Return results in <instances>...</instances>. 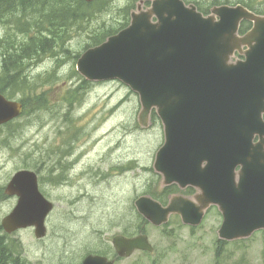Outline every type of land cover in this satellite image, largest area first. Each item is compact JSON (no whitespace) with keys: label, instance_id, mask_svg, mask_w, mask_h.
<instances>
[{"label":"water","instance_id":"1","mask_svg":"<svg viewBox=\"0 0 264 264\" xmlns=\"http://www.w3.org/2000/svg\"><path fill=\"white\" fill-rule=\"evenodd\" d=\"M143 1L151 2L146 11ZM143 1L128 27L76 62L87 81L118 80L138 95L140 127H148L151 112L156 113L165 142L153 168L162 186L197 191L190 198L173 196L165 207L144 195L134 202L136 211L155 227L170 215L196 227L214 205L223 217L221 240L264 230V17L240 5L214 7L204 17L182 0ZM242 21L252 27L239 36ZM235 53L244 59L232 62ZM21 112L20 103L0 95V125ZM4 193L17 197L1 220L4 232L33 228L35 238L42 239L52 205L39 192L36 175L16 172ZM112 246L119 258L152 251L145 235L114 236ZM81 264L113 261L88 255Z\"/></svg>","mask_w":264,"mask_h":264},{"label":"rangeland","instance_id":"2","mask_svg":"<svg viewBox=\"0 0 264 264\" xmlns=\"http://www.w3.org/2000/svg\"><path fill=\"white\" fill-rule=\"evenodd\" d=\"M191 1L205 2L204 9L213 3ZM135 2H94L93 8L106 7L102 13L93 9L91 20L70 31L64 45L69 53L56 49L26 68L33 94L44 93L50 109L23 116L0 134V194L13 174L38 163L40 192L54 208L46 219L43 240H36L31 228L17 231L11 239L20 242L23 257L32 264H79L88 253L112 256L113 236H126V231L132 236L142 231L153 252L137 251L126 259L113 254L114 264H264L261 233L218 250L222 218L215 208H209L194 228L183 225L177 216L158 228L139 218L133 202L158 189L160 177L152 165L164 137L157 119L152 118L146 129L138 125L139 99L127 87L117 81L83 85L71 106L63 101L69 89L81 85L73 56L93 42L98 28L116 23ZM35 20L44 33L45 21L40 15ZM8 32L14 35L13 43L20 39L16 31L0 25V46L6 45ZM12 130H16L13 137L8 134ZM15 205V197L1 201L0 220Z\"/></svg>","mask_w":264,"mask_h":264},{"label":"trees","instance_id":"3","mask_svg":"<svg viewBox=\"0 0 264 264\" xmlns=\"http://www.w3.org/2000/svg\"><path fill=\"white\" fill-rule=\"evenodd\" d=\"M210 1L213 2L211 5L220 4V2L230 5L241 4L257 14L264 15V2L254 3V0ZM186 2L191 1L186 0ZM202 3L205 2H201L200 4ZM92 6L93 3L87 4L78 0H0V23H5L11 28V22L18 20V22L16 21L15 23H18L20 27V31L17 32L20 35V39L16 41V43H13L14 35L8 32L5 35L3 42L9 45L2 44L3 46H0V50H3L1 60H3L2 63H4L0 68V93L4 94L9 99L14 98L10 91L15 97L18 96L24 103L25 115L40 111L44 106L42 103L43 96H36L33 94L34 83L26 74V68L31 63L38 62L45 57V55L52 53V51H55L56 49H62L65 53H69L64 49V45L70 35V31L74 27L82 26V24L91 20L89 17H93L95 13L93 9H96V12L98 13H102L106 7L105 5H100L97 8H93ZM200 10L207 12V9ZM36 15H40L41 20L45 21L46 27L44 26V33L38 26L37 21L34 20V16ZM127 16L128 12H125V20L127 19ZM113 25L114 24L107 27H101L97 30L96 34L92 37L93 44L98 45L103 42L106 37L116 33L120 24L112 27ZM249 26V23L243 22L240 25L239 32L241 34L244 33ZM22 28L25 30H22ZM24 36L27 38L25 39ZM53 56L57 57V54H54ZM74 58L76 59L77 56H74ZM56 62L58 63V60ZM82 82V85L87 84L84 81ZM82 85L70 91L69 98L65 99L69 105L73 99H77L78 92L82 88ZM14 123L15 122L7 124L5 127H0V132L4 131L2 128H9ZM15 131L16 130H12L8 134L13 137ZM31 169L37 172L39 169L38 163ZM147 194L152 195L154 198L156 197L154 193L150 192ZM0 197L5 198L2 194H0ZM126 234H128L127 231ZM218 244V250H220L224 243ZM0 264H32L23 257L20 242L11 239V236L3 233L1 226Z\"/></svg>","mask_w":264,"mask_h":264},{"label":"bare ground","instance_id":"4","mask_svg":"<svg viewBox=\"0 0 264 264\" xmlns=\"http://www.w3.org/2000/svg\"><path fill=\"white\" fill-rule=\"evenodd\" d=\"M47 5H48V4H47ZM60 5H61V4H60ZM35 8H36V7H35ZM45 8H46V7H45ZM67 9H68V8H67ZM39 10H40V9H39ZM56 10H57V9H56ZM12 13H13V12H12ZM29 15H30V14H29ZM32 15H33V14H32ZM29 17H30V16H29ZM34 17H35V16H34ZM34 20H35V19H34ZM34 20H33V21H34ZM16 21L18 22V20H14V22H16ZM19 21H20V20H19ZM32 23H33V22H32ZM4 26H5V25H4ZM62 28H63V27H62ZM0 38H1V37H0ZM11 43H12V42H11ZM6 44H7V43H6ZM7 45H9V44H7ZM11 45H12V44H11ZM17 45H18V44H17ZM2 46H3V45H2ZM9 47H10V46H9ZM2 48H3V47H2ZM4 48H5V46H4ZM15 48H16V47H15ZM1 54H2V53H1ZM1 54H0V56H1ZM8 59H9V58H8ZM10 59H11V58H10ZM6 61H7V60H6ZM25 64H26V63H25ZM75 153H76V152H75ZM74 179H75V178H72L71 181H73Z\"/></svg>","mask_w":264,"mask_h":264}]
</instances>
